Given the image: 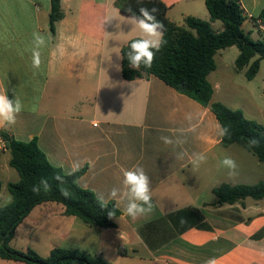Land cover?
<instances>
[{
	"label": "crops",
	"instance_id": "0c3cea01",
	"mask_svg": "<svg viewBox=\"0 0 264 264\" xmlns=\"http://www.w3.org/2000/svg\"><path fill=\"white\" fill-rule=\"evenodd\" d=\"M162 1L179 26L190 16L216 22L206 0ZM238 1L256 28L248 31L251 37L264 39L256 20L264 0ZM61 8L53 36L50 0H0V94L6 91L24 106L16 123L0 124V131L25 142L37 138L49 161L66 173L76 163L88 166L79 185L115 202L121 214L115 228H102L65 215L61 204L43 203L19 225L11 245L44 257L57 247L80 249L110 264H205L212 258L217 264H264V235L256 237L264 230V198L218 204L214 193L222 184L264 183V163L242 145H223V128L209 107L154 75L124 79L121 49L140 33L117 0H61ZM109 16L114 19L104 23ZM34 33L46 41L39 70L30 59ZM246 68L217 63L208 77L213 101L263 124L264 104L237 79ZM6 153L1 149L0 158ZM197 155L205 160L196 162ZM225 157L235 160L234 175L221 166ZM137 166L150 178L153 208L133 219L126 201L109 193L122 190L123 171ZM7 174L0 162V196L11 182Z\"/></svg>",
	"mask_w": 264,
	"mask_h": 264
},
{
	"label": "trees",
	"instance_id": "16d2710c",
	"mask_svg": "<svg viewBox=\"0 0 264 264\" xmlns=\"http://www.w3.org/2000/svg\"><path fill=\"white\" fill-rule=\"evenodd\" d=\"M50 31L56 35V23L64 16L61 0H50ZM117 6L126 15L137 13L140 7L156 8L157 19L164 26L166 43L156 53L150 68L143 65L135 70L129 66L126 53L129 51L131 39L121 49L122 75L126 80H135L154 75L165 83L209 107L216 115L223 128L222 143L225 146L239 144L252 152L259 161L264 163V125L249 120L241 109H231L221 102L213 101V86L208 77L216 70L215 56L218 51L236 46L239 55L235 61L236 68L248 67L246 77L255 78L264 60V39L255 40L243 28L248 20L238 0H206V7L213 22L220 21L222 31H216L211 22L187 17L185 24L179 26L169 18L168 6L162 0H117ZM131 8L132 13L127 10ZM258 19L264 24V9ZM5 141V148L10 153L9 165L19 174V180L9 182L8 191L12 202L0 205V259L21 262L23 264H110L101 256L92 255L80 249L54 248L47 257L41 256L32 248L19 250L11 245L15 232L32 210L43 203L55 202L64 206V214L76 216L89 226L115 228V218L121 211L115 202H102L90 189L79 185V179L85 174L88 166L68 173L54 166L41 150L38 139L20 141L5 131H0ZM258 141L256 146L250 142ZM61 175L64 182L53 179ZM42 178L49 181V189L41 187L39 193L32 188ZM68 195H64V192ZM218 204H234L246 198L260 200L264 198V183L254 185L222 184L214 188ZM112 213V217L108 216ZM264 235L260 231L256 237Z\"/></svg>",
	"mask_w": 264,
	"mask_h": 264
},
{
	"label": "clouds",
	"instance_id": "9594fccd",
	"mask_svg": "<svg viewBox=\"0 0 264 264\" xmlns=\"http://www.w3.org/2000/svg\"><path fill=\"white\" fill-rule=\"evenodd\" d=\"M132 13V9L127 10ZM158 9L155 7L149 9L147 7H140L137 13H132L128 17L129 24L134 26L139 30L140 35L138 38L133 39L129 44V51L126 53V58L129 62V66L135 70L139 69L142 65L145 68H150L162 46L166 43L164 40V24L157 19L156 12ZM114 17H107L104 21H111ZM119 27V25H117ZM46 43L44 37L39 33L33 34V48L31 50V64L32 68L39 70L41 66V52L40 48ZM119 67V66H117ZM23 103L17 97L14 99H9L6 95V91L0 94V124L13 125L16 123L17 116L23 111ZM165 144H171L172 140L168 137H161ZM258 141L253 139L250 142V146H256ZM205 157L203 155L196 156V162H203ZM80 164L76 163L73 165L72 172L79 170ZM221 166L229 169L230 174H235L237 164L235 160L230 157H225L221 161ZM71 175L72 173H68ZM56 181L63 183L64 178L57 174L53 177ZM123 188H113L109 193L112 199L119 198L122 201H126L125 212L128 216L133 219L138 216L144 215L150 212L153 208L152 196H151V181L149 176L145 173L144 169L137 166L133 169L123 171ZM41 187L44 190H48L50 185L46 178H42L39 184L34 185L32 191L34 193H39ZM64 195H68L65 191ZM98 200L105 202L103 195L98 196ZM8 202H11V197H9ZM112 213L108 216L111 218ZM186 223L184 218L180 219V224ZM205 264H217L215 258L209 259Z\"/></svg>",
	"mask_w": 264,
	"mask_h": 264
},
{
	"label": "rangeland",
	"instance_id": "374dc122",
	"mask_svg": "<svg viewBox=\"0 0 264 264\" xmlns=\"http://www.w3.org/2000/svg\"><path fill=\"white\" fill-rule=\"evenodd\" d=\"M213 26L215 29L218 30L222 28V23L220 21H216ZM243 28L246 30V32L250 31L251 29H253V31H256V28L253 26V24L249 20H247L244 23ZM238 54H239V49L236 46L229 47V48L218 51L216 55V61L220 67H223L224 65H233L234 62L236 61ZM245 73L246 72H242L238 76L237 78L238 81L244 84L245 86H247L252 91L254 98L256 99L258 104L260 105L264 104V60L261 61L260 70L257 76L253 80H248ZM262 125H264V123ZM9 158H10L9 153L3 154L2 157L0 158V162L2 164H5L7 168H9L11 171V174L5 175V179L11 182H16L17 180L16 178L18 177V172L9 165ZM2 192L3 190L1 191V193ZM9 197H11V202H12V195L10 194L8 189H6L4 193L0 196V205L10 204L11 202L10 203L8 202ZM47 205L61 206L60 204H56V203H48ZM53 207H56V206H53ZM15 244L19 248L24 247L23 245L24 242L20 239H18V241ZM39 250H41V252L43 251V249H39Z\"/></svg>",
	"mask_w": 264,
	"mask_h": 264
},
{
	"label": "built area",
	"instance_id": "2783aa9c",
	"mask_svg": "<svg viewBox=\"0 0 264 264\" xmlns=\"http://www.w3.org/2000/svg\"><path fill=\"white\" fill-rule=\"evenodd\" d=\"M251 17V16H250ZM257 20V24L258 27L262 30V32L264 33V24L260 19H256ZM96 125V124H95ZM5 148V141L4 139L1 137L0 135V150Z\"/></svg>",
	"mask_w": 264,
	"mask_h": 264
}]
</instances>
